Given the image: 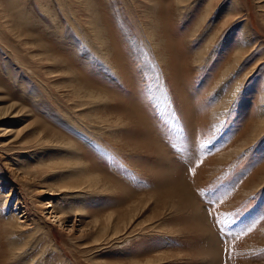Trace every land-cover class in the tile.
Here are the masks:
<instances>
[{"label":"rangeland","instance_id":"374dc122","mask_svg":"<svg viewBox=\"0 0 264 264\" xmlns=\"http://www.w3.org/2000/svg\"><path fill=\"white\" fill-rule=\"evenodd\" d=\"M16 1L32 22L30 43H42L108 100L74 109L58 68L45 75L26 53L28 42H17L0 20V264H264V133L254 131L264 108V0H154L152 29L162 31L166 58L147 34L143 12L153 5L144 0H92L98 40L69 0ZM9 14L11 22L16 10ZM241 46L247 52L232 68ZM103 113L133 120L97 122L93 115ZM37 122L76 151L21 149L33 143ZM77 158L120 189L49 196L38 181L30 187L15 175L18 165ZM129 206H136L131 220ZM61 209L62 224L51 214ZM110 212L127 220L114 242L93 248L83 232Z\"/></svg>","mask_w":264,"mask_h":264},{"label":"bare ground","instance_id":"6f19581e","mask_svg":"<svg viewBox=\"0 0 264 264\" xmlns=\"http://www.w3.org/2000/svg\"><path fill=\"white\" fill-rule=\"evenodd\" d=\"M91 1L92 0H69V2L76 8L78 18L83 23H85L84 27L88 29L87 31L91 33L92 37L95 40H98L99 38L101 39V37L103 38V33L101 32L102 26L99 24V20H97L96 18L97 15L96 4L92 3ZM186 1L188 0H185L184 2ZM58 2L59 4H62L64 3V0H58ZM143 2L149 6H152L154 4V0H144ZM182 2L183 1L181 0L177 1V3H182ZM46 7L47 6L45 7L40 6L41 11L44 14H49L50 12L46 9ZM157 7L158 5L156 4L153 5V8L151 10H145L143 12L144 13L143 19H144V23H147L148 26L146 27L147 34L150 40L153 42L156 51L159 52L158 57L161 56L162 58H166L165 54L163 53V49L166 46L161 44L160 41L158 42L159 39L162 40V37L159 35V32L162 31H160V29H152L154 21L158 19L157 17L158 14H156ZM12 10H16L17 16L14 15L12 21L8 22V19H10L11 17V14H9V12ZM211 10H212V3L209 1L206 3L205 15L201 20V23H203L206 16L211 12ZM25 16H26L25 13L18 10L16 0H5L3 8L0 9V20L3 22V26H2L3 29H5V31H9V33L12 32V35H14L15 39H17V42H19L20 44L25 45L28 42L26 44L27 49H25V51L26 53L29 52V54L31 55L32 58H34L33 60L36 63L43 65L44 68H47L48 73L46 72L43 73L45 75L46 74L54 75L56 72L55 68H58L57 76L63 79V81L60 82L62 83V85L60 86H63V88H65L63 90L66 91L64 95L68 99H70V103L73 105V108L79 109L82 106H94L96 104L102 105L103 103H106L108 99L103 90L96 89L93 85H89L85 80L79 79L77 73L72 69L61 66V64L64 63L65 60H63V62H60V60L54 57V55L50 53L49 50L40 42L30 43L31 41L30 38L32 34L27 29L30 28L32 22L31 20H28L27 17ZM245 29L247 30V28ZM101 42L102 41H100V43ZM109 45L110 43H107V46L109 48H112V46ZM109 48L105 50L107 52L111 51ZM246 52H247L246 47H242V46L235 51V53L233 54L234 64L232 65V68H235L239 64V62L242 60ZM39 66L40 65H38L39 69L43 68L42 66L40 67ZM230 69H231L230 67L226 69L228 75L233 70ZM59 89L57 90L60 91ZM234 94L235 91L231 95V99L233 98ZM79 111H81V109H79ZM119 114L103 113L104 115V117L102 116L103 118L99 117L98 115H93V114L91 115H93L94 118H96L97 122L103 124L117 125L119 123H124V121L130 123V121L133 120V117L131 115H126L124 117V115L121 114L123 115V117H118L117 115ZM257 119H258L257 124L254 130L255 136L264 133V108L260 109ZM136 121L141 123V120H136ZM28 135L30 136V138H32L31 140L33 141V143H31L30 145V143H26L25 141L20 142L19 146L21 147V149H34V148L38 149L40 147L56 145L57 147H60L62 149L68 150L71 148L72 151L74 152L76 151L74 145L70 143L65 137L55 132L51 128L44 126L40 122L36 125V127L33 128V131H31L30 134ZM15 172H16L15 175L19 177L18 179H20L23 183L26 184L30 183L29 185L30 187L31 184L33 185L38 181L36 185L37 188H43L44 189L43 192L44 193L47 192L49 196L52 194H56V192H59V193H63V195L65 196L73 197L78 192H97V191L106 192L110 189H120L113 181L101 175L90 163H84L78 158L71 159V161L64 160L62 162L43 161L42 164L35 165L31 169H27L24 166L18 165ZM59 173L62 174V178H60L61 180L59 181L58 184H53L54 178H57L59 176ZM44 175L45 177L42 178L43 182H41L40 181L41 176ZM47 178H50V180H46ZM185 190H181V191L185 193L186 192ZM189 200L191 201L190 196H188L186 192L183 196L182 202L189 203ZM49 203L50 202H48V204ZM190 207L194 208L193 203L191 204ZM69 209L70 210L73 209L72 205L69 207ZM77 209L78 212L75 210H73V212L75 213L77 212L76 213L77 215H82L83 210H81L80 208ZM135 209L136 206H129L126 209V212L129 213L127 219L131 220L133 216H130V214H132V212H134ZM51 214H54V216H52L53 220L57 221L60 224L64 223V221L68 217L67 215L68 213L65 211V209H61L59 211L58 214L59 216H56L55 212H52ZM113 214H114L113 212H110L106 215L96 216V218L93 220V223H95V225L91 228H88L84 232L82 231L83 235L86 236L85 238H87V236L90 237L91 239L90 243L93 246V248H96L104 244L112 243L114 242L115 239L118 238V233L120 232L118 225L119 223H122L123 225L126 218H124V216H119L118 218L114 219L112 216ZM11 227L16 230H19L21 228L18 221L11 223ZM126 228H124L125 229L124 235L127 233L130 226ZM128 238H130V236L126 237V239ZM83 249H89V248L84 246ZM153 260L154 259H147L144 262L130 261L129 264H151L153 263ZM98 264H102V262Z\"/></svg>","mask_w":264,"mask_h":264},{"label":"snow or ice","instance_id":"6c2138e0","mask_svg":"<svg viewBox=\"0 0 264 264\" xmlns=\"http://www.w3.org/2000/svg\"><path fill=\"white\" fill-rule=\"evenodd\" d=\"M225 38H226V36H225V37H222V38H221V41H222L223 39H225ZM232 78L234 79V76H233ZM225 87H226V85H225ZM214 127H215V126H214ZM209 214H211V213H209ZM218 223L227 225V224L229 223V221H228L227 219H224V220H220V221H218ZM221 231H223V229H221ZM248 231H251V228H249Z\"/></svg>","mask_w":264,"mask_h":264}]
</instances>
